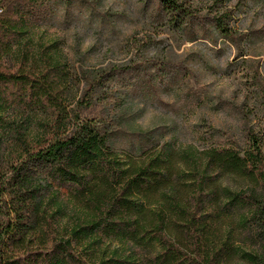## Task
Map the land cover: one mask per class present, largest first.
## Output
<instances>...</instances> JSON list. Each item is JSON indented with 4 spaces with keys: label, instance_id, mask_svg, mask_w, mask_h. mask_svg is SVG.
Instances as JSON below:
<instances>
[{
    "label": "trees",
    "instance_id": "trees-1",
    "mask_svg": "<svg viewBox=\"0 0 264 264\" xmlns=\"http://www.w3.org/2000/svg\"><path fill=\"white\" fill-rule=\"evenodd\" d=\"M144 1L152 27L190 43L222 39L245 56L240 4L203 14L192 0ZM83 3L0 0V264H264V136L243 115L246 149L194 154L160 145L153 132H137L139 143L120 149L113 122L80 114L116 100L106 89L118 71L76 70L60 42L41 33L60 10ZM246 62L264 108L259 65ZM133 65L125 71L131 93L154 100V86L177 87L186 103L201 102L168 64L144 85ZM231 177L250 185L222 184ZM246 239L254 250L239 245Z\"/></svg>",
    "mask_w": 264,
    "mask_h": 264
},
{
    "label": "rangeland",
    "instance_id": "rangeland-1",
    "mask_svg": "<svg viewBox=\"0 0 264 264\" xmlns=\"http://www.w3.org/2000/svg\"><path fill=\"white\" fill-rule=\"evenodd\" d=\"M144 2L84 0L70 13L60 10L41 28L42 35L50 41L60 42L66 60L74 69L118 71L106 89L114 93L116 100L98 103L89 109L82 107V119H92L102 125L113 122L112 126L120 133L119 148L138 144L137 132H153L161 140L160 145L172 142L176 148L194 154L232 144L246 149L247 140L240 127L243 115L254 132L263 137L264 108L248 75L252 64L246 61L253 60L254 67L259 65L264 80V0H192L203 14L220 9V5L240 4L235 27L249 34V40L243 43V58L222 39L190 43L184 35L152 27ZM151 37L153 42L147 44ZM133 64L139 65L137 70L143 73L141 80H137L139 85L155 77L161 64H168L176 70L173 76L178 73L180 78L184 75L189 78V88L201 93V102L186 103L177 87L165 90L154 86L151 94L154 100L131 93L125 86L129 83L125 78L135 72V68H130ZM149 87L152 92V83ZM82 88L83 84L80 93ZM120 120L124 125L116 126ZM222 184L245 190L250 185L237 177L225 179ZM241 242L239 245L246 250L255 249L251 239ZM111 246L119 247V244ZM231 264L245 263L234 259Z\"/></svg>",
    "mask_w": 264,
    "mask_h": 264
}]
</instances>
